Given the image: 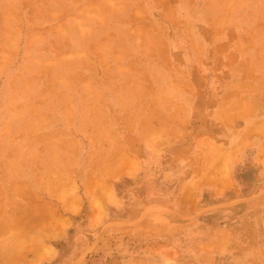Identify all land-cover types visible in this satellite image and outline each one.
<instances>
[{"label":"rangeland","instance_id":"1","mask_svg":"<svg viewBox=\"0 0 264 264\" xmlns=\"http://www.w3.org/2000/svg\"><path fill=\"white\" fill-rule=\"evenodd\" d=\"M9 263L264 264V0H0Z\"/></svg>","mask_w":264,"mask_h":264},{"label":"bare ground","instance_id":"2","mask_svg":"<svg viewBox=\"0 0 264 264\" xmlns=\"http://www.w3.org/2000/svg\"><path fill=\"white\" fill-rule=\"evenodd\" d=\"M117 149V148H116ZM105 154V153H104ZM110 155V154H109ZM117 155V154H116ZM121 157H122V154H121ZM124 157V156H123ZM118 158V157H117ZM120 161V160H119ZM126 161V160H125ZM115 165V164H114ZM117 166H118V164H117ZM217 245V244H216ZM16 250V249H15ZM31 250V249H30ZM16 253V252H15ZM14 253V254H15ZM25 253V252H24ZM23 254V253H22ZM13 255V254H12ZM22 257V256H21ZM4 259V258H3ZM16 259V258H15ZM24 259V258H23ZM19 260H20V258H19ZM8 261V260H7ZM17 261V260H16ZM34 261V260H33ZM10 264V263H9Z\"/></svg>","mask_w":264,"mask_h":264}]
</instances>
